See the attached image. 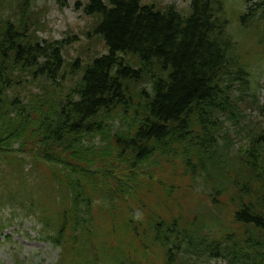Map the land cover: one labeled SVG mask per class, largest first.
I'll return each mask as SVG.
<instances>
[{"label":"trees","instance_id":"obj_1","mask_svg":"<svg viewBox=\"0 0 264 264\" xmlns=\"http://www.w3.org/2000/svg\"><path fill=\"white\" fill-rule=\"evenodd\" d=\"M243 1L239 30L264 38V0ZM32 3L0 0V211L34 217L61 248L55 264H264V129L232 157L224 125L239 122L249 90L226 0H190L185 13L88 0L86 37L105 52L80 70L63 58L67 40L39 38ZM33 81L37 92L13 95ZM177 162L209 190L193 216L169 205L177 186L163 177ZM150 194L166 211L150 210Z\"/></svg>","mask_w":264,"mask_h":264},{"label":"rangeland","instance_id":"obj_2","mask_svg":"<svg viewBox=\"0 0 264 264\" xmlns=\"http://www.w3.org/2000/svg\"><path fill=\"white\" fill-rule=\"evenodd\" d=\"M88 0H33V11L41 14V20L44 24L42 29L38 30V36L46 41L67 40L68 45L64 46L63 58L66 63L79 58L80 70L87 64L92 57L105 52L103 41L95 35L86 37V33L93 26L94 19L86 16L82 12V6ZM105 2L107 0H104ZM144 3H154L158 7L164 5H174L178 10L185 13L188 9L190 0H143ZM225 8L230 16V32L238 43V50L244 53L249 72L248 82L249 90L247 93L241 92L240 118L239 122L233 124L230 120H225V128L229 132L230 155L236 157L244 144H247V137L264 129V115L259 114L258 106L264 105V38L257 39L251 32L245 33L239 30V24L234 19V13L245 10L246 4L243 0H226ZM5 14L10 6L1 8ZM67 66L64 72H67ZM68 74V73H66ZM41 81H33L26 86L20 85L13 90V95L25 98L31 92H37L42 85ZM72 80L69 74L65 75L64 86H71ZM147 86V85H146ZM145 86V87H146ZM254 93V95H253ZM237 96V92H235ZM256 131V132H257ZM223 140H220V144ZM30 167V163H24ZM168 171L174 172L166 174L163 177L166 185H176L171 195L168 197L169 205L174 208L178 204L182 208L189 209L190 215L198 214V203L200 200L210 206V197L208 191L201 183L191 182L189 178L182 177V166L179 162L175 165V170L168 165ZM44 169L40 168L42 173ZM171 175V176H168ZM179 186V187H178ZM224 200V197L221 198ZM150 210L154 213H163L164 206H158V200L155 195H147L144 199ZM176 205V206H175ZM178 207L175 208V211ZM150 213V212H149ZM14 214V217L13 215ZM157 214V213H156ZM229 212L223 211V218L228 223L226 217ZM41 225L32 216L23 214L15 210L12 213L11 207H5L0 211V264H55L61 254V248L53 245L41 234ZM121 235L120 232L117 233ZM113 244L112 242H110ZM138 249V244L135 245ZM156 251V249H155ZM133 253V251L131 252ZM146 254L152 257L153 253L148 250ZM154 264H160V259H152ZM196 264H226L221 259L216 260H194ZM150 264V263H146Z\"/></svg>","mask_w":264,"mask_h":264}]
</instances>
